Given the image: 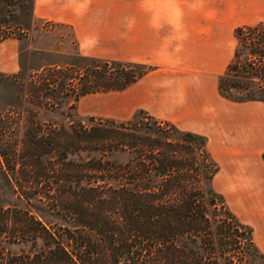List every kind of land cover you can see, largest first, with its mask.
<instances>
[{
	"label": "trees",
	"instance_id": "1",
	"mask_svg": "<svg viewBox=\"0 0 264 264\" xmlns=\"http://www.w3.org/2000/svg\"><path fill=\"white\" fill-rule=\"evenodd\" d=\"M34 10L35 0H0L2 19L19 11L33 22ZM234 36V56L219 79V92L235 103L264 104V22L239 27ZM9 37L0 27V44ZM80 59L66 67L43 66L35 95L57 91L62 96L69 90L79 101L124 92L154 69L81 53ZM20 66L12 77L25 71ZM91 122L74 121L46 135L36 132L24 142V163L16 152L12 157L4 152L0 138L2 157L14 160L18 180L25 178L16 184L18 190H39L65 222L59 234L31 212L1 210L0 251L1 236L10 228L11 238L35 246L4 264H264L252 228L214 189L220 166L207 137L144 110L129 120ZM11 148L18 151L17 144ZM116 153H126L127 160H113ZM43 177L46 185L38 187ZM220 208L224 216L211 219L210 210Z\"/></svg>",
	"mask_w": 264,
	"mask_h": 264
},
{
	"label": "crops",
	"instance_id": "2",
	"mask_svg": "<svg viewBox=\"0 0 264 264\" xmlns=\"http://www.w3.org/2000/svg\"><path fill=\"white\" fill-rule=\"evenodd\" d=\"M129 9L130 0H35L36 16L70 27L83 56L154 67L126 91L142 95L139 108L157 119L207 137L220 166L215 179L233 189V214L264 254V171L250 164L263 147L264 104L229 101L218 88L235 51L223 29L264 22V0H136L132 39ZM109 44L119 56L90 53ZM18 47L17 39L0 44V76L19 73Z\"/></svg>",
	"mask_w": 264,
	"mask_h": 264
},
{
	"label": "rangeland",
	"instance_id": "3",
	"mask_svg": "<svg viewBox=\"0 0 264 264\" xmlns=\"http://www.w3.org/2000/svg\"><path fill=\"white\" fill-rule=\"evenodd\" d=\"M143 2L151 4L152 0H142ZM34 16L33 22L28 15H23L19 11L4 13L3 19L2 16L0 17V22H3L0 23L2 33L10 36L7 40L14 39V37L19 40L20 64L25 69L18 78L5 75L0 80V138L4 137L2 139L5 143L4 152L11 157L16 152L20 159L23 158L22 160L18 159L22 163H24V154H26L24 142H29L36 132L46 135L51 129H60L62 126L69 127L74 121H81L84 125L90 126L91 119L96 121L100 119L129 120L142 110L139 108V104L143 101L142 95L131 91L92 94L79 101H75V94L69 90L63 92L62 96L57 91L53 96L45 93L36 96V85L43 78L41 77L44 73L43 66L66 67L73 63L78 64L81 59L78 42L70 27L55 25L54 22L38 18L35 10ZM129 18L130 39H132L136 31L134 23L137 18L136 0H130ZM236 29L229 27L223 29L225 44L228 48L229 44H233V48H235L234 33ZM115 48L116 46L111 44L101 45L96 51L90 53H95L102 58L119 56L120 53ZM256 114H261L259 109L256 110ZM16 144L18 151L11 148ZM262 145L264 147V142ZM263 147L257 145L251 151L250 164L255 167L256 172L264 171ZM217 152L218 157L222 158L220 151ZM112 158L124 162L128 155L116 153ZM21 165L19 167L22 168ZM14 168V160L6 161L0 150V211L22 209L31 212L43 223L51 226L52 231L62 233L65 222L57 214L58 212L53 210L54 208L47 205V199L41 197L43 194H38L39 190L34 192L28 189L26 194L18 190L16 184H24L25 178L20 175L18 180L17 174L13 171ZM29 169L31 168L29 167ZM34 169L32 168V170ZM45 178L40 179L38 187L46 185ZM214 189L224 197L228 209L234 213V210H237V204L231 195L233 189L226 187L219 179H215ZM224 212V209L221 208L217 212L211 209L210 217L214 219L215 215L221 219ZM14 219L13 221H15ZM6 231L7 233L1 236L4 253L0 251V264L6 263L10 256L26 254L34 250V245L20 241V238L17 240L11 238L14 229L11 231L10 228ZM220 250L221 248L217 250L219 259ZM220 263L225 264L223 261Z\"/></svg>",
	"mask_w": 264,
	"mask_h": 264
}]
</instances>
